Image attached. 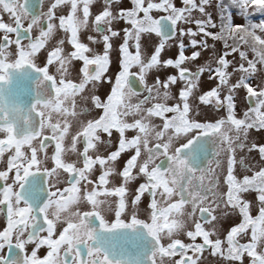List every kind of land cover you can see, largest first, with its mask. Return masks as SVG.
Listing matches in <instances>:
<instances>
[{
    "label": "snow or ice",
    "instance_id": "obj_1",
    "mask_svg": "<svg viewBox=\"0 0 264 264\" xmlns=\"http://www.w3.org/2000/svg\"><path fill=\"white\" fill-rule=\"evenodd\" d=\"M47 2L45 11V0H0V13L11 21L0 15V162L6 164L0 170V212L6 219L0 252L7 247L10 253L0 254V264H69L70 256L73 264H201L209 249L227 264H244L245 256L249 264H264V166L256 170L248 162L255 152L264 163V137L250 140L251 131L264 130V78L251 83L264 77V20L250 19L254 12L264 14V0H216L215 20L206 11L212 0H181L179 7L175 0ZM97 3L101 10L93 18L91 8ZM61 7L68 12L57 16ZM233 9L245 23H234ZM154 11L164 15L157 18ZM90 22L96 35H88L85 43L80 33ZM120 22L128 26L115 29ZM33 29L39 32L35 37ZM57 30L65 36L40 66L39 54ZM208 38L223 43L219 54ZM116 39L122 42L114 45ZM66 41L72 48L67 53ZM90 45H102V51ZM188 49L192 51L186 55ZM209 49L212 54L202 65L185 67ZM166 50L173 54L163 58ZM233 54L239 59L227 58ZM74 61L81 62L78 69ZM113 65L116 71L109 76ZM70 68L78 80L69 78ZM205 73L216 83L196 98L194 109L190 98ZM105 83L110 89L101 97L99 88ZM176 85L180 87L173 94ZM239 89L250 105L241 116L236 113ZM200 105L225 115L199 120ZM157 118L160 124L154 122ZM68 155L76 160L68 162ZM97 166L99 175L93 180ZM63 173L69 186L61 189L57 184ZM112 177L120 182L109 187ZM137 180L142 182L133 191L129 186ZM253 193L254 201L247 198ZM145 194L147 220L135 211ZM129 196L133 210L125 222L121 216ZM112 197L117 198L115 220L108 223L101 213L104 206L112 208ZM81 201L92 210L72 211ZM237 217L221 239L217 226ZM61 222L66 226L54 238ZM180 234L189 242L177 238ZM29 244L34 245L31 254L21 256ZM44 246L48 250L41 258L38 251ZM81 246L87 248L88 260L80 259Z\"/></svg>",
    "mask_w": 264,
    "mask_h": 264
},
{
    "label": "flooded vegetation",
    "instance_id": "obj_2",
    "mask_svg": "<svg viewBox=\"0 0 264 264\" xmlns=\"http://www.w3.org/2000/svg\"><path fill=\"white\" fill-rule=\"evenodd\" d=\"M21 2H22V0H21ZM123 6L125 7L126 5H123ZM47 7H48V2H47V0H45V3L43 5V8H44L45 11L47 10ZM39 10L40 9L38 7L37 8V11H39ZM100 10H101V6H100L99 3L95 4L94 6H92L91 11L93 13V18H94V15L97 14ZM67 12H68V8L67 7H61V8H59L57 10V16H59V15H66ZM0 15L3 16L4 22L11 23V21L9 20V17H8V14L7 13H0ZM160 15H162V14H160ZM27 23H28V21H25L24 22V27H27ZM119 24L121 26V29H122L123 26L125 27V24L123 22L116 23V24L113 25V27L115 29H118ZM31 34H32L33 37H35V36H37L39 34V32H38L37 29H33V31H32ZM88 35H96V33L92 32V30H91V22L89 24V28L87 30L82 31L80 33V39L83 42L87 43L88 42L87 41ZM0 36H3V32H0ZM64 36H65V34L62 33L59 30H57L55 32L54 37L49 41L46 49L45 50H42L41 53L39 54V58L37 59V63L40 66H43V64L46 61L47 51L50 50L52 47H54L55 44H56V41L59 40L60 38L64 37ZM10 37L12 39H15V34L14 33L13 34H10ZM121 42L122 41L120 39H116V40L113 41L114 45H118ZM22 43H27V41L26 40H22ZM222 45H223V43H222ZM90 46L91 47H94L97 52L102 51V45H90ZM12 50L13 51L15 50L14 46H12ZM64 50H65V53L70 52L72 50L71 45H69L67 43V41L65 42ZM133 50H134V48H130V51L133 52ZM172 54L173 53H163L162 56H163V58H168ZM217 54H219V53H217ZM186 55H188V54H186ZM113 56H115V53H113ZM210 56H211V54L201 55L200 58L195 61V64L194 65H191V63H193V62L186 63L185 64V67H188L190 69L195 70V68L198 65H202L206 60H208L210 58ZM227 58L229 60H238L239 59L238 55L229 56ZM80 64H81L80 61H74L73 62V65H74V68L75 69H78L80 67ZM70 71L72 72V75L69 78L78 80L77 73L72 68H70ZM115 71H116V68L113 65V67L109 71L108 75L109 76L113 75V73ZM132 71H137V69L134 67L132 69ZM229 71H231V68H229ZM168 72L174 74L175 73V70L170 68V69H168ZM50 74H55V67L54 66H50ZM154 75H155V73L149 75V77H148V83L149 84L152 83ZM236 78H237L236 76H233L232 77V81L235 82ZM201 81L202 82H201V85H200V88H199L200 90L198 92H196L193 97L190 98V102L192 103L194 109L197 107V104H198V101H197L196 98L202 92L210 89L216 83L215 80H213V81H209L208 80V74L207 73H205L202 76ZM10 87H14V85H11ZM179 87H180V85H176L175 87L172 88L173 94H176L177 93ZM109 89H110V85L107 84V83H105V84H103L99 88L98 94L101 95V97H104L106 95V93L108 92ZM138 91H140L142 95H146V93L143 91V89H139ZM244 94H246V93H244ZM142 95H141V98H142ZM241 100H242V97H241ZM245 101H246V99H245ZM135 102H136V100H135V98H133V103H135ZM173 102L174 101L170 100L168 103L171 104ZM81 106H82V101L78 97L77 98V110H79V107H81ZM207 108L210 110V113L214 112L211 107H205L203 105H200L199 108H198V110L200 112V115L199 116H203V115L205 116L206 113H209V111L207 110ZM242 113H243V111L240 110L239 116H241ZM92 115L95 116V115H97V113L94 112V113H92ZM169 115H171V114H169ZM224 115H225L224 110H220L219 112H216V114H214L213 116H209L207 118L215 119V118H219V117L224 116ZM199 116H197L196 118H198ZM88 118H90V117H81V119H88ZM204 119H206V118H203L202 120H204ZM54 120H55V116H54ZM154 122L157 123V124H160L161 123V121L158 118ZM75 131H76V126L74 124L73 129H72V132L74 133ZM50 134H51L50 131L45 130V135H50ZM127 135L129 137H131L132 135H134V133L133 132H128ZM116 136H117V134L114 132L113 133V140L114 141H115ZM261 137H264V130L259 131V132L253 130L250 133V140H252V139L258 140ZM2 138H4V134L3 133H0V139H2ZM104 138L107 139L106 136ZM66 143H67V141H66ZM25 150L27 151V148H25ZM51 152H52V147L50 146L49 147V155H51ZM101 153L102 154H106V153H104V149L103 148H101ZM7 155H8V153H5V160L7 158ZM129 155H131L130 152L129 153H125V154L122 155V157L120 158V160L117 162V165H116L117 166V169H120L123 166L124 161L128 158ZM240 155H243V153L238 152L237 153V156L239 157ZM66 159H67L68 162H72V161L76 160V157H75V155H68V156H66ZM248 162L251 163V164L257 165L256 170H258V168L260 166H264V163H262V162L259 161V156L255 152L251 153V156H250ZM46 166L51 167V163L49 162ZM5 167H6V164L4 162H0V170H4ZM236 174H237L238 177H242V175L244 173H241L240 170H239V168H237ZM247 174L248 175H251V172H249ZM10 175H12V174H10ZM98 175H99V167L97 166L96 170L94 171L93 175L91 176V179L95 180ZM223 175H224V173H221V183H223ZM111 180H112L113 183H111L109 185V187H112L114 185H118L119 182H120L118 177H112ZM8 182L10 183L11 181L9 180ZM140 182H142V181L141 180L135 181L133 184H131L129 186L130 189L134 191V189L138 186V184ZM3 183H4L3 181H0V187L3 186ZM68 186L69 185H68V181H67V174L66 173H63L62 176H61L60 182L57 184V187H60L61 189H63V188L68 187ZM53 190H55V189H53ZM222 190L223 191H226V187L222 188ZM100 198L103 199V197H100ZM247 198L254 201L255 194L253 193V194L249 195ZM130 200H131V196L128 197L129 206L126 208V211L124 213H122V216H121V218L124 219L125 222H130V220H131V214H132V210L133 209H132V206L130 205ZM116 202H117V198H115V197L110 198L109 203L112 204V208L109 209V208H107V206H104V210L101 213L104 216V218L108 221V223H112L115 220V207H116ZM148 202H149V197L145 194V196L142 198V201L140 202V204L138 206H136V208H135V211H136V214H137L138 218H140V219H146V220L148 219L147 212L145 211ZM77 209H79V211H81V212H83V211H91L92 210V207H91L90 204H87V203L81 201L78 205L71 206V210L72 211H76ZM252 214L253 215L256 214V206H255V203L253 204ZM197 217H199V213H197ZM50 218H51V216H50ZM238 219H239L238 217L235 218V219H228L226 222H224L222 224V226H220V225L217 226L218 229H219V233H220V238L221 239L224 238V235L226 234V231L228 230V228L233 223L238 222ZM93 220L95 221V225L94 226L98 227L99 226V220H96L94 217H93ZM64 226H66V224H64L63 222H61V223H59L57 225V231H56V234H55L54 238L59 235V232L62 231V229H63ZM4 227H6L5 213L4 212H0V230H3ZM189 227H191V225H189ZM208 227H211V225H208ZM41 235L42 236L43 235H46V232L45 233H41ZM177 238L183 240L185 243L189 242L188 239L183 234H180ZM212 238L215 239L216 237H212ZM163 242L164 243H167V240L165 239ZM197 242H201L199 240V238H198V241ZM33 247H34V245H32V244L26 245V247L24 249V252L19 253V254L21 256L24 255V254L30 255ZM47 250L48 249H47L46 246L42 247L38 251V256H40L42 258L44 255H46ZM17 251L19 252V250H17ZM87 251L88 250H87V248L85 246H81V257H80V259H83V260H88L89 259L88 255H87ZM210 251L211 250L209 249V250H207L204 253V256L202 258L201 264H227L226 261L222 260L218 256L213 257L212 255H210ZM0 254H2V255H10L9 250L7 249V247L2 252H0ZM69 264H73L71 256L69 257ZM244 264H249V260H248V258L246 256L244 258Z\"/></svg>",
    "mask_w": 264,
    "mask_h": 264
},
{
    "label": "rangeland",
    "instance_id": "obj_3",
    "mask_svg": "<svg viewBox=\"0 0 264 264\" xmlns=\"http://www.w3.org/2000/svg\"><path fill=\"white\" fill-rule=\"evenodd\" d=\"M225 2H227V0H225ZM175 3H176V5L178 7L181 6V0H175ZM125 5H126L125 7L129 6L128 4H125ZM206 11L212 13L214 20L217 19L216 0H212L211 5L206 8ZM249 11L251 12L252 10L250 9ZM160 14L164 15V13H162V12H155V11L153 12V15L156 16V17H158ZM194 15L195 16H199V13L196 12V13H194ZM233 19H234V23H239V24L245 23V20L240 15L237 14V10L236 9H233ZM250 19L252 20V22L259 23L260 20H264V14H261L259 12H254L250 16ZM127 26L128 25H125V27H127ZM181 26L182 27H194V25H181ZM123 28H124V26L122 27V29ZM118 29H121L120 24L118 26ZM212 31H218V29H213ZM197 39H199V37H197ZM213 43H215V48L217 50V53H220L223 50L222 42L221 41H213L211 38H208V44L212 45ZM229 43H231V41H229ZM174 51L175 50L173 49V52ZM191 51H192V49H188L186 54H190ZM133 52H135V49L133 50ZM173 52H169V51L166 50L164 53H173ZM205 54H212L211 53V49H209L207 51H202L201 55H205ZM234 55H238V54H233L231 56H234ZM248 55H249V58L251 59L253 54L249 51ZM194 64H195V62L191 63V65H194ZM261 78H264V77L258 76L256 79H253L251 81V83L255 86L256 84H258L260 82ZM244 93H246L244 89H239L237 91V93H236V113H237V116H239L240 110L244 111L247 107L250 106L248 101L247 100L245 101L246 94H244ZM241 97H242V100H241ZM253 103H254V101H253ZM207 110L209 111V113H206L205 116L204 115L203 116H199L197 119L202 120L203 118H207L209 116H213L214 114H216V112L210 113V110L208 108H207Z\"/></svg>",
    "mask_w": 264,
    "mask_h": 264
}]
</instances>
